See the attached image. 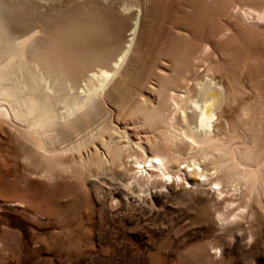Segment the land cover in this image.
Returning <instances> with one entry per match:
<instances>
[{
	"label": "bare ground",
	"instance_id": "1",
	"mask_svg": "<svg viewBox=\"0 0 264 264\" xmlns=\"http://www.w3.org/2000/svg\"><path fill=\"white\" fill-rule=\"evenodd\" d=\"M212 1L213 10L229 8V0ZM242 1L247 8H241L247 16L244 19L255 12L257 19L264 20V11L257 5L264 6V0ZM103 2L87 0L44 11L34 0H0V116L18 127L50 167L72 169L75 176H83V169L96 163L104 169L106 163L98 149L105 148L112 166H129L127 171H135L128 179L132 182L124 187L112 184L113 199L118 196L131 202L139 197L141 204L152 203L167 193L175 194L174 177H178L187 180L186 192H192L194 186L210 185L222 196L231 188L235 200L246 209L254 203L263 204L264 69L249 73L255 90L249 99L245 83L235 71L240 57L248 53L243 50L256 41L255 34L244 27L243 32L224 40L208 39L202 52L210 49L208 55L216 57L225 51L229 61L219 57L203 73L194 75L186 88L188 97L180 103L174 97H162L158 106H129L132 103L122 98L120 90L129 88L127 78L145 85L155 71L154 63L143 61L148 55L141 46L143 0H120L117 11L111 8L112 0ZM196 3L199 9L209 11L207 21L202 23L195 16L191 23L184 21L186 26L204 29L208 38L223 34L213 23L214 17L209 24V6ZM238 23L246 22L238 19ZM194 40L174 43L173 75L160 76L161 94L178 86L181 70L188 69L193 58ZM116 91L122 93L114 100L117 112L103 102ZM94 96L96 100H92ZM170 100L176 106H168ZM126 114L133 123L124 121ZM71 132L74 140L69 138ZM117 137L122 141L115 143ZM62 140L71 141L65 145ZM67 153L71 156H61ZM183 153L191 157L185 159ZM74 162L79 163L78 168L73 167ZM191 176L199 179L189 181ZM150 185L154 187L149 189ZM156 185L162 189L157 190ZM226 216L218 213L223 223L229 222Z\"/></svg>",
	"mask_w": 264,
	"mask_h": 264
},
{
	"label": "rangeland",
	"instance_id": "2",
	"mask_svg": "<svg viewBox=\"0 0 264 264\" xmlns=\"http://www.w3.org/2000/svg\"><path fill=\"white\" fill-rule=\"evenodd\" d=\"M24 1L31 3L33 0ZM85 1L34 0L44 11ZM94 1L107 3L111 0ZM194 1L209 6L206 8L210 10L209 24L210 17H214L213 23L222 35L208 38L204 29L186 26L184 21L188 19L191 23L195 16L202 23L207 21L209 11L199 9ZM112 2L111 8L117 11L120 0ZM142 4L141 16L145 19L140 28L141 46L148 53L143 61L154 63L155 71L145 85L135 78H127L125 83L129 91L120 89L123 94L116 91L111 97H105L104 106L117 112L114 100L121 94L132 103L129 106H158L162 97H174L180 103L188 97V85L196 74L203 73L204 68L219 57L229 61L225 51L216 57L208 55L210 49L202 52L207 40H224L235 32H243L244 27L255 34L256 41L243 50L248 53L240 57L235 71L245 83L246 98L254 97L255 90L248 76L258 68L264 69V20L257 19L255 12L248 20L244 19L247 16L242 10L247 8L242 0H229V8L221 11L210 8L214 4L212 0H143ZM257 5L264 11L263 4ZM238 19L246 23L240 26ZM181 40H194L193 58L189 60V68L181 70L178 86L161 94L160 76L173 75L172 47ZM143 61L140 59L139 65L142 66ZM168 104L176 106L171 100ZM0 117V264H264V203H254L253 208L246 209L235 200L231 188L221 196L217 187L210 185L194 186L192 192H186L184 189L189 190L187 180L178 177H174L173 184L177 192L167 193L152 203L141 204L139 197L131 202L120 200L118 196L113 199L112 184L121 187L129 183L135 171H127L129 166H112L105 148L98 149L106 163L104 169L98 168L96 163L90 169L84 168L83 176H75L72 169L50 167L18 127ZM123 119L134 122L127 114ZM146 135L151 134L143 133L142 136ZM71 136L74 137L72 132L69 138ZM65 141L62 143L67 145L71 140ZM121 141L120 137L115 139V143ZM96 150L93 147V151ZM189 155L183 153L185 159H189ZM61 156L69 157L71 153ZM82 156L85 158L87 154ZM74 166L78 168L79 163L74 162ZM261 167L264 168V164ZM192 179L199 178H188ZM153 187L150 185L149 189ZM262 195L264 198V190ZM225 197L228 200L225 201ZM219 212L225 213L229 222H221ZM233 214L238 218L234 220Z\"/></svg>",
	"mask_w": 264,
	"mask_h": 264
},
{
	"label": "clouds",
	"instance_id": "3",
	"mask_svg": "<svg viewBox=\"0 0 264 264\" xmlns=\"http://www.w3.org/2000/svg\"><path fill=\"white\" fill-rule=\"evenodd\" d=\"M241 211H243V210H241ZM237 218H238V217H235V216L233 217L234 220L237 219ZM218 219H220V218L218 217ZM249 242H250V241H249Z\"/></svg>",
	"mask_w": 264,
	"mask_h": 264
},
{
	"label": "snow or ice",
	"instance_id": "4",
	"mask_svg": "<svg viewBox=\"0 0 264 264\" xmlns=\"http://www.w3.org/2000/svg\"><path fill=\"white\" fill-rule=\"evenodd\" d=\"M157 162H159V161H157Z\"/></svg>",
	"mask_w": 264,
	"mask_h": 264
}]
</instances>
